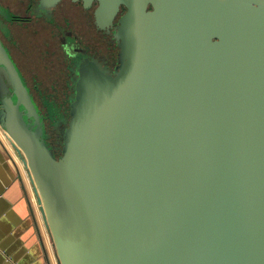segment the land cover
I'll return each mask as SVG.
<instances>
[{
  "label": "water",
  "instance_id": "obj_1",
  "mask_svg": "<svg viewBox=\"0 0 264 264\" xmlns=\"http://www.w3.org/2000/svg\"><path fill=\"white\" fill-rule=\"evenodd\" d=\"M75 1L121 14V60L83 67L61 146L0 36V122L58 264H264V0Z\"/></svg>",
  "mask_w": 264,
  "mask_h": 264
},
{
  "label": "flooded vegetation",
  "instance_id": "obj_2",
  "mask_svg": "<svg viewBox=\"0 0 264 264\" xmlns=\"http://www.w3.org/2000/svg\"><path fill=\"white\" fill-rule=\"evenodd\" d=\"M97 5L87 7L75 0L53 5L42 0H0V36L45 115L48 139L57 147L71 119L83 67L93 62L115 73L120 64L121 14L112 25L102 27L96 20ZM14 26L25 28L27 35L35 27L46 36L20 39ZM59 94L63 95L60 101L51 96ZM62 109H68L67 118L58 113Z\"/></svg>",
  "mask_w": 264,
  "mask_h": 264
},
{
  "label": "crops",
  "instance_id": "obj_3",
  "mask_svg": "<svg viewBox=\"0 0 264 264\" xmlns=\"http://www.w3.org/2000/svg\"><path fill=\"white\" fill-rule=\"evenodd\" d=\"M0 264H58L27 171L1 122Z\"/></svg>",
  "mask_w": 264,
  "mask_h": 264
},
{
  "label": "rangeland",
  "instance_id": "obj_4",
  "mask_svg": "<svg viewBox=\"0 0 264 264\" xmlns=\"http://www.w3.org/2000/svg\"><path fill=\"white\" fill-rule=\"evenodd\" d=\"M35 27H31L29 30H30V32L29 33H31V34H29V35H27V32H26V30H25V28H22L21 26L20 27H13V31H14V33L17 35V37H19L20 39H27V37L28 38H30V39H32V38H34V37H36V38H41V35H43L42 36V38H44L46 35L45 34H43V33H39V32H36V31H34L35 29H34ZM32 35V36H31ZM40 35V36H39ZM51 96H53L54 97V99L55 98H57L59 101H60V99H61V97L63 96L62 94H59V95H51ZM61 113V115H63V118H67L68 116H69V114H68V109H62V110H60V111H58V113Z\"/></svg>",
  "mask_w": 264,
  "mask_h": 264
}]
</instances>
